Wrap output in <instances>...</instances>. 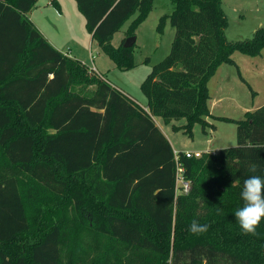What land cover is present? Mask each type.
I'll list each match as a JSON object with an SVG mask.
<instances>
[{"label":"trees","instance_id":"trees-1","mask_svg":"<svg viewBox=\"0 0 264 264\" xmlns=\"http://www.w3.org/2000/svg\"><path fill=\"white\" fill-rule=\"evenodd\" d=\"M75 1L93 38L133 67L135 43L111 39L137 14L126 32L135 36L153 0ZM37 2L0 0V264H133L134 253L156 264H264V219L245 235L234 215L244 181L264 177V104L243 119L216 117L237 123V145L180 151L188 193L155 120L186 117L190 135L196 122L212 126L211 77L236 51L260 54L264 27L230 41L221 0H171L175 37L141 84L143 107L58 49L28 15ZM193 220L208 231L192 235Z\"/></svg>","mask_w":264,"mask_h":264},{"label":"rangeland","instance_id":"rangeland-1","mask_svg":"<svg viewBox=\"0 0 264 264\" xmlns=\"http://www.w3.org/2000/svg\"><path fill=\"white\" fill-rule=\"evenodd\" d=\"M60 1L63 4V14L57 15L59 11L56 7L53 8L41 17L42 26L50 31L49 34L56 42L66 48L65 51L71 50L74 55L78 54L80 57L82 56L78 50L84 51L85 57L82 58L86 61L92 49L97 58L101 59L103 70L99 71L112 84L129 93L141 106L146 107L148 99L141 89V84L153 66L169 54L175 37V27L167 16L173 10L171 0H153L152 10L137 26L133 51L135 65L130 68L119 67L103 49L98 39L93 38L86 26V18L75 0ZM221 6L228 18L225 34L230 41L251 38L257 30L264 27V0H221ZM136 16L137 14L132 15L113 34L111 39L113 46H120L124 38H128L127 29ZM162 16H165V20L159 29L158 24ZM233 57L239 62L238 66L222 63L221 69L226 67L227 71L220 72L221 69L218 68L216 76L213 75L208 84L210 104L214 101L212 97H223L213 109L215 115L213 114L212 118L215 120L213 123L218 126L217 131L214 124L204 129L201 123L196 122L190 135L184 129L186 117L173 118L165 122L161 116H156L176 151L193 150L197 153L217 144H223L224 148L237 145V123L216 117L223 114L235 120L243 119L247 110H254L264 104V47L260 54L250 55L236 51ZM223 74L226 76L225 81L220 80ZM227 76L233 77L227 79ZM149 257L150 259L147 253L142 255L134 253L130 254V261L133 264H156L154 257ZM78 264L87 263L80 261Z\"/></svg>","mask_w":264,"mask_h":264},{"label":"clouds","instance_id":"clouds-1","mask_svg":"<svg viewBox=\"0 0 264 264\" xmlns=\"http://www.w3.org/2000/svg\"><path fill=\"white\" fill-rule=\"evenodd\" d=\"M251 172H256L255 165L250 167ZM243 206L235 212V218L245 235H255L256 229L260 222L264 219V177L258 175L249 176L243 183L240 192ZM221 209H217V214L221 213ZM208 224H201L198 220H193L188 228L192 235H202L209 229Z\"/></svg>","mask_w":264,"mask_h":264},{"label":"crops","instance_id":"crops-1","mask_svg":"<svg viewBox=\"0 0 264 264\" xmlns=\"http://www.w3.org/2000/svg\"><path fill=\"white\" fill-rule=\"evenodd\" d=\"M57 2L58 6L56 4H54V2ZM53 2V0H38L36 6L28 13L29 17L34 21V23L36 24V26H39L38 28L41 30H43L44 32V35L58 48L60 49L61 51L63 52H67L69 53L70 55L76 57V58H79L80 60H82L84 63H89L90 65H92V68H95L100 74H103L101 71H99V69H102L103 70V67L100 63V60L99 58H97L98 56L96 55V53L90 49V54L87 55L88 56V62L86 60H84L82 57H85V54H84V51L81 50H78V53H80V55L82 57H80L78 54H73V52L70 50L69 52L68 51H65L66 48H63L61 45L62 44H59L58 42H56V40H54V38L49 34L50 31H47L46 28H44L41 24V21L40 19H42L41 17L42 16H45L47 14V12H49L50 10H53V8H57V10L59 11V13H57V15H60V14H63L64 12V9H63V4L60 0H55ZM53 16V15H52ZM41 30V31H42ZM84 46V45H83ZM92 48V47H91ZM64 49V50H63ZM79 49V48H78ZM83 49V48H81ZM93 54L95 56V58H91L90 55ZM235 60V63H226V64H232V65H236L238 66L239 62L237 61L236 57L234 58ZM88 65V64H87ZM89 66V65H88ZM221 66V65H220ZM221 69V67H219ZM219 69V70H220ZM225 72L227 71V68H223L221 69L220 72ZM229 71V70H228ZM217 72L214 74V76H216ZM233 77V76H232ZM231 76H227V79H232ZM226 79V76L225 74H223L220 78L221 81H225ZM212 99L214 100L211 104H210V112H211V115L210 116H207L206 119L207 121L210 123V124H214L213 121L214 118H212L213 114L215 115L213 109H215V106H216V103L219 102L220 100L223 99V97H212ZM248 111V110H247ZM219 116H226V115H219ZM155 120L157 122V124L160 126V128L163 130V132L165 133V135L167 136V138L169 137L166 132L164 131V129L161 127V125L159 124V122L157 121L156 119V116H155ZM215 127H216V131L218 130V126H216V124H214ZM169 139V138H168ZM170 140V139H169ZM222 140H220V143H221ZM171 142V141H170ZM215 144V143H214ZM225 146L223 144H217L216 146H211V147H207L205 148L204 150H202L201 152L203 151H219L220 149L224 148ZM187 151H191V152H194L193 150H187Z\"/></svg>","mask_w":264,"mask_h":264},{"label":"built area","instance_id":"built-area-1","mask_svg":"<svg viewBox=\"0 0 264 264\" xmlns=\"http://www.w3.org/2000/svg\"><path fill=\"white\" fill-rule=\"evenodd\" d=\"M92 58H95L93 54H91ZM95 69V68H94ZM185 155L187 157L191 156H200L201 152H191V151H184ZM175 155H176V160H177V165H178V170H177V184L179 185V189L182 192L188 193L189 190L191 189V184L190 182L185 178L184 176V169L181 166L179 162V157H180V151L175 150Z\"/></svg>","mask_w":264,"mask_h":264},{"label":"water","instance_id":"water-1","mask_svg":"<svg viewBox=\"0 0 264 264\" xmlns=\"http://www.w3.org/2000/svg\"><path fill=\"white\" fill-rule=\"evenodd\" d=\"M136 41V36H130L128 37L125 42H124V46L125 47H130V46H133L134 43Z\"/></svg>","mask_w":264,"mask_h":264}]
</instances>
